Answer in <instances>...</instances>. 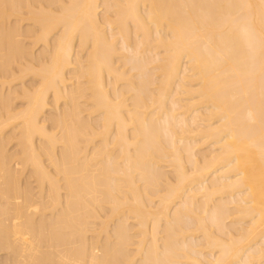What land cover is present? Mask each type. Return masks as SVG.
Instances as JSON below:
<instances>
[{
  "label": "bare ground",
  "instance_id": "obj_1",
  "mask_svg": "<svg viewBox=\"0 0 264 264\" xmlns=\"http://www.w3.org/2000/svg\"><path fill=\"white\" fill-rule=\"evenodd\" d=\"M0 264H264V0H0Z\"/></svg>",
  "mask_w": 264,
  "mask_h": 264
}]
</instances>
